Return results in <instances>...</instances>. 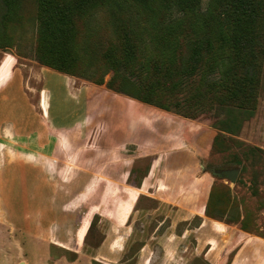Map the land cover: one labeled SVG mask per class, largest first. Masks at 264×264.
Returning <instances> with one entry per match:
<instances>
[{
  "label": "rangeland",
  "instance_id": "obj_1",
  "mask_svg": "<svg viewBox=\"0 0 264 264\" xmlns=\"http://www.w3.org/2000/svg\"><path fill=\"white\" fill-rule=\"evenodd\" d=\"M259 1L264 10V0ZM41 2L13 0L15 13L3 25L0 0V62L5 57L0 76L12 57L23 92L35 107L48 76L61 75L69 83V88L49 85L53 92L82 90L83 101L71 96L62 101L76 112L67 135L84 147L73 159L71 178L49 181L56 205L46 236L13 227L0 202V264H264V51L252 110L221 107L197 93V85L186 94L174 85L157 92L169 107L165 110L108 89L111 71L102 61L96 62L102 84L42 64L37 57ZM220 3L199 0V11L171 29L184 64L192 60V46L181 44L180 35H198L196 15L218 12ZM163 12V0L146 5L110 0L89 11L80 30L93 41L111 42L113 21L132 19L142 30L145 21H157ZM169 16L179 15L173 9ZM218 76L215 69L209 78ZM151 82L157 85L155 78ZM87 117L90 125L81 129ZM122 119L126 127L120 137ZM87 157L93 162L86 163ZM232 169L238 170L234 182L213 174ZM87 171L100 178L85 179Z\"/></svg>",
  "mask_w": 264,
  "mask_h": 264
},
{
  "label": "trees",
  "instance_id": "obj_2",
  "mask_svg": "<svg viewBox=\"0 0 264 264\" xmlns=\"http://www.w3.org/2000/svg\"><path fill=\"white\" fill-rule=\"evenodd\" d=\"M133 1L146 5L152 0ZM109 2L42 0L44 11L38 17V60L58 72L79 74L96 84L103 83V73L96 66V62L102 61L105 70L111 71L106 82L108 89L165 110L169 107L157 99V92L166 91L168 85H174V90L181 94H186L191 85H197V93L213 99L221 107L253 109L264 51V10L259 0H221L218 12L215 9L216 13L197 14L193 24L200 26L199 31L194 29L200 33L194 37L180 35L181 44L189 42L192 46L188 57L192 60L188 64L182 61V48L175 46L179 38L175 36L177 42H173L170 31L181 19L199 11V0H163L162 16L157 21H145L142 30L132 19L113 21L115 40L93 41L88 32L80 30L82 18L94 8L108 6ZM3 3L4 25L15 12L13 0H3ZM173 9L179 15L177 18L169 16ZM215 69L219 76L210 79ZM152 78L157 85L151 82ZM133 84L138 85L136 94L130 91ZM217 142L218 137L213 142V151Z\"/></svg>",
  "mask_w": 264,
  "mask_h": 264
},
{
  "label": "crops",
  "instance_id": "obj_3",
  "mask_svg": "<svg viewBox=\"0 0 264 264\" xmlns=\"http://www.w3.org/2000/svg\"><path fill=\"white\" fill-rule=\"evenodd\" d=\"M4 59L0 62V73ZM11 59L5 75L0 76V202L13 227L29 234L33 233L31 229H37L39 233L32 236H40L41 232V236H46L56 205L54 187L49 181L71 178L73 159L84 147L67 135L73 130L70 124L76 112L63 107L62 100L71 96L83 101L84 97L82 90L75 94L53 92L49 85L69 88V83L61 75H51L45 78L35 107L23 92V83ZM124 119L118 121L120 137L126 127ZM88 125V117L84 124L80 123L81 129ZM92 162L93 158L87 157L86 163ZM99 178L93 172L85 174V179L91 181ZM90 186H86V192Z\"/></svg>",
  "mask_w": 264,
  "mask_h": 264
},
{
  "label": "water",
  "instance_id": "obj_4",
  "mask_svg": "<svg viewBox=\"0 0 264 264\" xmlns=\"http://www.w3.org/2000/svg\"><path fill=\"white\" fill-rule=\"evenodd\" d=\"M213 174L219 177H225L229 179L231 182H234L237 177L238 170L236 169L224 170V171L214 172Z\"/></svg>",
  "mask_w": 264,
  "mask_h": 264
}]
</instances>
